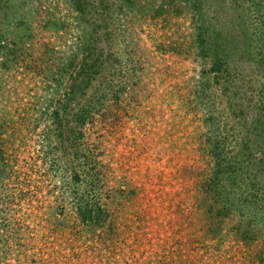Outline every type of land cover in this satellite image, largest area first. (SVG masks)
Segmentation results:
<instances>
[{
    "label": "rangeland",
    "instance_id": "374dc122",
    "mask_svg": "<svg viewBox=\"0 0 264 264\" xmlns=\"http://www.w3.org/2000/svg\"><path fill=\"white\" fill-rule=\"evenodd\" d=\"M0 264H264V0H0Z\"/></svg>",
    "mask_w": 264,
    "mask_h": 264
},
{
    "label": "trees",
    "instance_id": "16d2710c",
    "mask_svg": "<svg viewBox=\"0 0 264 264\" xmlns=\"http://www.w3.org/2000/svg\"><path fill=\"white\" fill-rule=\"evenodd\" d=\"M74 2H75V4H76V6H81V3L83 2V0H74ZM59 113H58V111H54V115H55V117L58 115ZM81 115H80V120H82V121H80V122H84V119H85V114H83V111L80 113ZM216 170H215V172L216 173H218L219 172V166H217V164H216V168H215ZM228 192V191H227ZM228 194H230V192H228ZM232 194V193H231ZM236 201V202H235ZM245 201V200H244ZM232 204L234 205V206H238L239 205V199L238 198H236L235 199V196L233 197V199H232ZM239 207H241V206H239ZM238 207V208H239ZM240 210H241V208H239ZM79 211H80V213L82 214V216H83V218H86V217H88L90 214V211H91V209H82V210H80V208H79ZM254 211H252V213H253ZM244 229L242 230V232L240 231V226H238V229H237V234H240V235H236L238 238H242L243 240H247V238H248V236L246 237L245 235H246V233H248V231H247V229L245 228V227H243Z\"/></svg>",
    "mask_w": 264,
    "mask_h": 264
}]
</instances>
